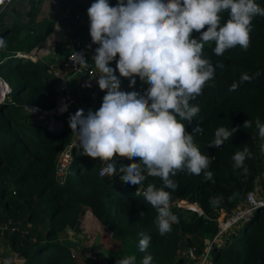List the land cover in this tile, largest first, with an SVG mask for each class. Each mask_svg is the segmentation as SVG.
Masks as SVG:
<instances>
[{
  "label": "trees",
  "instance_id": "trees-1",
  "mask_svg": "<svg viewBox=\"0 0 264 264\" xmlns=\"http://www.w3.org/2000/svg\"><path fill=\"white\" fill-rule=\"evenodd\" d=\"M54 2L65 4L70 10L69 19L73 25L69 27L72 29L70 41L56 47L57 52L69 51L77 44V35L83 29L82 26L75 27L78 22L75 11L80 15L87 13L94 0ZM116 3L117 0H109L111 6ZM256 3L264 7V0H256ZM221 16L222 23L229 19L227 11ZM252 24L247 51L237 46L217 56L213 52L215 42L205 44L203 58L211 60L216 68L215 76L206 82L202 95L191 101L201 109L198 117L191 125L185 123L186 130L191 132L198 120H203V133H196L194 142L202 153L214 157L208 169L214 175L208 181L204 180L203 174L190 175L186 171L171 177L178 185L175 191L165 189L171 193V201L187 199L197 202L202 213L172 208L178 222L172 223L171 231L164 235L154 222L156 210L143 197L136 195L135 189L139 185L125 184L116 178V174L99 177L98 158L83 155L81 146L73 147V161L64 184L55 181V158L76 135L66 123L62 131H49L41 123L32 121V113L25 107L33 105L44 111L51 110L58 95L57 78L50 73V64L34 63L11 52L23 49L29 54L37 43L45 40L46 32L52 30V20L43 19L36 24L27 21L17 26L28 28V35L18 39L14 33L8 44L0 48V76L11 88L10 96L0 104V223L6 225L4 233L8 234V243L20 256L16 264H82L76 255L72 257L70 245L58 236L67 227L78 230L80 219L87 210L119 242L106 264H115L116 260L133 254L137 264H141L142 258L148 254L153 256V264H187L180 256L181 249L192 247L197 253L202 251L205 241L211 240L217 231V217L221 210L226 213L234 210L264 173V150L261 147L264 140L259 138L255 126L256 117L264 122V17L256 16ZM85 29L88 33L84 37L89 34V25ZM0 35L4 36V33L0 31ZM193 36L198 38L199 33L194 31ZM93 55L94 52L87 57L89 68H95L91 60ZM218 64H223V68ZM110 66L116 68L115 60ZM257 72L260 73L258 77L255 76ZM244 73L254 78L241 81ZM115 74L121 80L122 91L143 93L148 86L137 77L135 86L130 88L129 79L120 77L118 70ZM99 75L95 68L94 76L85 73L79 77L85 84L89 79L94 84L87 93L92 97L85 99L86 103H82L83 98L78 95L85 113L89 109L98 110L106 94L96 83ZM234 83L238 87L229 91ZM68 86L73 92L70 81ZM249 119L253 122L252 127L245 129L244 121ZM220 126L239 127L219 149L208 147ZM245 146L253 154L245 161L247 175L243 174V169L234 170L232 160L234 153L242 151ZM116 167L118 170V165ZM145 175L140 186H163L159 177ZM215 198H220L219 202ZM141 211L143 214L139 215ZM263 223L264 209L260 208L251 221L234 233L231 241L212 249L213 263L264 264ZM145 234L151 237V242L146 252H141L139 241Z\"/></svg>",
  "mask_w": 264,
  "mask_h": 264
},
{
  "label": "clouds",
  "instance_id": "clouds-1",
  "mask_svg": "<svg viewBox=\"0 0 264 264\" xmlns=\"http://www.w3.org/2000/svg\"><path fill=\"white\" fill-rule=\"evenodd\" d=\"M4 3L0 0V5ZM224 11L229 19L222 23ZM87 15L91 42L98 45L91 57L100 73L96 83L106 94L98 110L85 113L78 109L70 114L69 127L78 137L83 155L108 162L104 173L118 174L121 182L133 186L143 184L145 173L162 180V187L150 184L143 196L156 210L154 222L164 235L171 231L172 223L178 222L170 208L171 193L165 190L178 187L171 177L186 171L203 174L208 181L214 175L208 170L214 157L202 153L194 142L195 134L203 133V120H198L191 132L185 123L191 125L198 117L201 109L191 101L202 95L206 82L215 76L211 60L203 58L205 44L215 42L213 52L217 56L237 46L247 51L252 21L256 16L264 17V7L256 0H117L115 6L109 0H94ZM194 31L199 33L198 38L193 36ZM5 46L4 38H0V48ZM76 55L86 66L83 53ZM114 60L115 69L110 66ZM217 66L223 68V64ZM117 70L120 77L129 79L130 88L137 77L147 88L143 93L122 91ZM253 78L244 73L240 79ZM237 87L234 83L229 91ZM252 123L246 120L243 127L251 128ZM255 126L264 140V122L259 117ZM238 127L220 126L208 147L219 149ZM261 147L264 150V145ZM252 156L247 146L235 152L234 170L243 169L247 175L245 161ZM118 157L127 158L129 163L120 164L117 170ZM215 199L219 202L220 198ZM150 242L151 237L143 235L140 251L146 252ZM115 264H137V258L127 255ZM141 264H153V256L145 255Z\"/></svg>",
  "mask_w": 264,
  "mask_h": 264
},
{
  "label": "built area",
  "instance_id": "built-area-1",
  "mask_svg": "<svg viewBox=\"0 0 264 264\" xmlns=\"http://www.w3.org/2000/svg\"><path fill=\"white\" fill-rule=\"evenodd\" d=\"M9 0H6L8 2ZM76 19H80L81 15L76 14ZM91 44V48L87 46ZM98 47L96 44H92L90 34L85 36L81 41H79L71 50L68 51L64 57L63 67L66 70L64 75L56 69H52L50 65V71L57 78V97L55 106L51 110L44 111L37 106L28 105L25 107L27 111H30L36 116L45 115L43 125L49 131H61L64 129L63 118L69 119L70 114H75L78 109H83L82 105L79 103L78 99L70 90L68 84L70 81V75L82 76L86 75L89 77L94 76L95 68L86 67L79 63V57L76 53H83L86 60L90 56L95 48ZM16 57L34 60L32 55L25 54L21 52H15ZM94 70V71H93ZM67 74H69L67 76ZM11 94V88L8 83L0 76V104L4 103L6 98ZM66 108V110H64ZM41 118V117H40ZM77 137V136H76ZM76 145L75 142H70L67 144L55 158L54 165V177L55 181L62 185L64 184L69 167L73 161V147ZM99 160V159H98ZM108 162H102L99 160L98 176L103 177L107 173L103 172V169L107 167ZM117 165L128 164L129 160L127 158H117ZM119 169V168H118ZM146 188L138 186L135 189L136 195L144 198L143 192ZM178 207L181 209L191 210L198 214L202 213V209L197 202L189 201L187 199H179L175 201H170V208ZM264 209V173L257 180L254 189L248 191L245 195V199L241 201L234 210L228 214H220L217 217V231L211 240H206L205 245L200 253H197L195 248L187 247L184 250V257L186 258L188 264H214L212 257V249L216 247L223 246L227 241H231V235L236 233L243 225L248 223L254 217L256 210ZM264 231V223L262 226ZM229 239V240H228ZM72 256L75 253L71 252Z\"/></svg>",
  "mask_w": 264,
  "mask_h": 264
},
{
  "label": "crops",
  "instance_id": "crops-1",
  "mask_svg": "<svg viewBox=\"0 0 264 264\" xmlns=\"http://www.w3.org/2000/svg\"><path fill=\"white\" fill-rule=\"evenodd\" d=\"M46 1L48 0H10V2H6L5 0V3L3 5H0V31L4 33V36L0 35V38H4L5 45L8 44V40L13 36L14 33L18 36V39H21L28 35V28L21 29L17 27L18 25L22 26V24H25L27 21H31L32 23L36 24L43 19H49L52 20V30L49 33L46 32L45 40H51L50 46L53 47L54 51L57 54L62 53L57 52L56 47L59 43L65 44L66 42L70 41L69 36L72 29L69 30V27L67 26L70 23V10L68 7L67 10H62L65 4H58L54 2V0H50L48 9L52 11H47V15H45ZM66 11L67 15L64 14ZM59 19H61L62 21H60ZM87 19V13L81 14L80 20ZM78 22H75V27L77 28L81 26L86 27L89 25L80 23V21ZM65 23L68 24L65 26ZM86 33L87 32L85 28L79 30L76 38V43L81 41ZM56 37H58L60 40L57 42H53V39H55ZM41 43H37V45L31 49L29 54L35 55L37 57H42L41 53H39ZM72 47L73 46H71V48ZM49 49H46V53L50 52ZM24 51L25 50L23 49H16L11 52L24 53ZM35 56L34 58H36ZM83 82L84 81L78 78V80L75 81V85L72 87V93L77 99L78 96L74 92L83 91L81 90V88H84ZM117 177L119 178L118 174ZM224 213L228 214L224 210H221L220 214L222 215ZM0 227H2L0 229V264H9V262L10 264H16V261L20 256L12 250L8 243V234L4 233V228H7L6 225L0 223ZM78 228V230L70 227L65 228L62 231L63 237L59 235V238L65 243H71L74 245H70L71 251L75 252L76 257L80 259L82 264H106L118 246L119 242L117 241V239L111 234L109 230L101 226L97 220L94 221L90 219V217L86 214H84L80 219ZM78 243H81V245H83V247L81 248L85 249L84 255L80 254V248L76 245Z\"/></svg>",
  "mask_w": 264,
  "mask_h": 264
},
{
  "label": "rangeland",
  "instance_id": "rangeland-1",
  "mask_svg": "<svg viewBox=\"0 0 264 264\" xmlns=\"http://www.w3.org/2000/svg\"><path fill=\"white\" fill-rule=\"evenodd\" d=\"M50 0H48V1H46V3H45V15H47V11H52V10H49L48 9V7H49V2ZM44 6V5H43ZM62 10H67V6H63V8H62ZM67 13V11L64 13V14H66ZM76 14H79L77 11H75V15H74V17L76 16ZM82 14V13H81ZM67 15V14H66ZM71 18V17H70ZM78 21H79V19H77ZM79 23V22H78ZM80 23H85L86 25H88L89 24V19H87V20H81L80 21ZM68 23H65V26L67 25ZM72 24H68L67 26L68 27H70V28H72L73 27V25L71 26ZM83 28H86V27H84V26H82ZM81 27V28H82ZM70 28H69V30H70ZM86 30V29H85ZM70 32V31H69ZM88 33V32H87ZM86 33V34H87ZM54 41L53 42H57V41H59L60 39L58 38V37H56L55 39H53ZM50 44H51V40H44L42 43H41V48H40V52L39 53H41V56L42 57H37V56H35V55H32V57L34 58V56L36 57V58H34V60H31V59H29L30 61H32V62H34V63H40V64H44V63H48V64H50V65H52L51 66V68L52 69H56V70H58L60 73H62L63 75L65 74V73H68V72H66V70L64 69V67H63V62H64V57H65V55L67 54V52L68 51H64V52H62V53H60V54H57L55 51H54V49H53V47L52 46H50ZM50 48V49H49ZM46 49H49L50 50V52L49 53H46ZM31 55V54H30ZM42 60V61H41ZM91 68V67H90ZM51 74H52V76H54V74L52 73V71L50 72ZM69 74H67V76H68ZM70 87H73L74 85H75V81H77L78 80V76H76V75H74V76H72V75H70ZM80 80H82V81H84L83 79H80ZM84 83V88H81V90H83V92H81V91H78V92H76V94H77V96L80 94V97L82 96V98H83V100H81V102L82 103H86V100L85 99H87V98H89L90 96H91V94L90 95H88L87 93L89 92V91H91V88L93 87V82H92V80H88V83L87 84H90L91 86L90 87H88V86H86L87 84H85V81L83 82ZM92 97V96H91ZM81 99V98H80ZM91 99V98H90ZM89 100V99H88ZM85 101V102H84ZM82 105V104H81ZM30 112V111H29ZM33 119H32V121H34V122H39V123H41L42 125H43V122H44V118L46 117L45 115H40L39 117L38 116H36V115H34V114H32V116H31ZM41 117V118H40ZM63 121L69 126V123H68V119H65V118H63ZM44 126V125H43ZM62 131V130H61ZM73 142H75L76 143V145L77 146H80V143H79V139H78V137H75V136H73V140H72ZM71 141V142H72ZM60 153V152H59ZM58 153V154H59ZM117 175V174H116ZM116 178H118V177H116ZM120 180V179H119ZM85 214L86 215H88L89 217H90V219H92V220H96L95 219V217L93 216V214H92V212L91 211H87V212H85ZM101 225V224H100ZM101 226H103V225H101ZM104 227V226H103ZM105 228V227H104ZM107 229V228H106ZM108 230V229H107ZM107 232V231H106ZM108 233V232H107ZM60 236H62L63 237V232H61L60 234H59ZM233 235H234V233L231 235V239L233 238ZM58 238H59V236H58ZM60 239V238H59ZM61 240V239H60ZM229 240V239H228ZM70 251H71V248H70ZM71 252H73V251H71ZM180 256H182L183 258H185L184 257V249H181L180 250ZM73 253H75V252H73ZM72 254V253H71ZM72 257H75V256H72ZM186 259V258H185ZM187 261V260H186ZM187 264H188V262H187Z\"/></svg>",
  "mask_w": 264,
  "mask_h": 264
},
{
  "label": "water",
  "instance_id": "water-1",
  "mask_svg": "<svg viewBox=\"0 0 264 264\" xmlns=\"http://www.w3.org/2000/svg\"><path fill=\"white\" fill-rule=\"evenodd\" d=\"M66 244H68V245H73V244H71V243H66ZM79 248H80V254L81 255H84V253H85V249L84 248H81V247H83V245H81V243H78V244H76ZM74 246V245H73Z\"/></svg>",
  "mask_w": 264,
  "mask_h": 264
}]
</instances>
